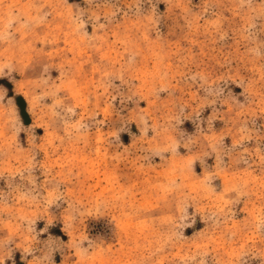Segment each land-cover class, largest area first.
Listing matches in <instances>:
<instances>
[{
	"label": "rangeland",
	"instance_id": "obj_1",
	"mask_svg": "<svg viewBox=\"0 0 264 264\" xmlns=\"http://www.w3.org/2000/svg\"><path fill=\"white\" fill-rule=\"evenodd\" d=\"M0 264H264V0H0Z\"/></svg>",
	"mask_w": 264,
	"mask_h": 264
}]
</instances>
